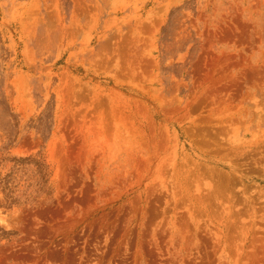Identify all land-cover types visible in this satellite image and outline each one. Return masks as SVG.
I'll return each instance as SVG.
<instances>
[{"label": "rangeland", "instance_id": "1", "mask_svg": "<svg viewBox=\"0 0 264 264\" xmlns=\"http://www.w3.org/2000/svg\"><path fill=\"white\" fill-rule=\"evenodd\" d=\"M0 264H264V0H0Z\"/></svg>", "mask_w": 264, "mask_h": 264}]
</instances>
